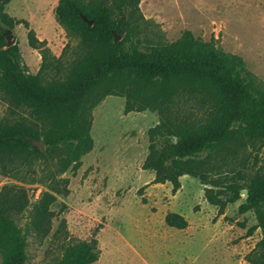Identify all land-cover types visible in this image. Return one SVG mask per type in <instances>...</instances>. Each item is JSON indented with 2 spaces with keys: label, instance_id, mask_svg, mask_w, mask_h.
<instances>
[{
  "label": "trees",
  "instance_id": "1",
  "mask_svg": "<svg viewBox=\"0 0 264 264\" xmlns=\"http://www.w3.org/2000/svg\"><path fill=\"white\" fill-rule=\"evenodd\" d=\"M10 1L0 0V100L12 115H25L0 122V176L42 184L46 191L31 203L22 185L0 189V264H27L28 239L42 242L56 218L52 241L61 253L52 264L99 259L95 232L90 240L69 236L62 218L66 205L58 198L69 195V181L62 175L75 172L93 148L91 111L112 95L125 99L126 113L150 110L159 116L148 131L143 163L154 173L151 184L169 183L174 195L182 176L196 178L218 216L247 191L238 214L254 213L256 224L248 233L259 229L261 239L244 259L264 264V173L248 172L247 153L264 146V85L242 58L224 52L214 38L206 42L188 30L166 42L143 17L140 0H58L54 19L69 42L57 58L26 20L5 12ZM18 25L28 30V46L41 57L35 75L17 43L6 48V29ZM71 42L75 45L67 58ZM191 100L203 110L197 121L179 109ZM164 222L177 230L187 227L176 213H167Z\"/></svg>",
  "mask_w": 264,
  "mask_h": 264
},
{
  "label": "rangeland",
  "instance_id": "2",
  "mask_svg": "<svg viewBox=\"0 0 264 264\" xmlns=\"http://www.w3.org/2000/svg\"><path fill=\"white\" fill-rule=\"evenodd\" d=\"M57 1L11 0L4 9L10 17L26 20L58 58L69 40L54 19ZM139 7L151 29L155 25L166 42L176 41L186 30L206 42L214 38L224 52L242 58L258 84L264 85V0H140ZM27 32L18 25L6 29V36L18 44L23 63L35 75L41 57L28 46ZM74 45L71 42L67 58ZM179 109L191 121L203 114L192 100L182 102ZM24 115H12L0 100V122ZM90 115L93 148L75 172L62 175L69 181V195L59 197L58 204L66 205L62 218L70 237L90 240L95 232L100 254L94 264H249L244 258L260 241L261 232L256 229L249 235L256 220L252 211L238 214L242 196L218 216L217 209L204 200L205 186L196 178L182 176L174 195L169 183L151 184L154 173L143 169V163L148 131L159 123L156 112L126 113L125 99L112 95L103 98ZM255 148L247 151L248 172L264 173V146ZM12 184L29 189L31 203L46 191L42 184L0 176V189ZM53 209L58 211V206ZM169 212L181 215L187 227H168L164 218ZM59 220L52 221V231L42 242L28 239L27 264H52L60 255L52 241ZM24 223L25 219L19 220L20 226Z\"/></svg>",
  "mask_w": 264,
  "mask_h": 264
},
{
  "label": "water",
  "instance_id": "3",
  "mask_svg": "<svg viewBox=\"0 0 264 264\" xmlns=\"http://www.w3.org/2000/svg\"><path fill=\"white\" fill-rule=\"evenodd\" d=\"M115 40H116V41H119V38L116 37ZM14 44H15V40H14V39H11L10 36H7V38H6V48L11 47V46H13ZM174 142H175V141H174ZM35 144H36V146H38L39 148H43V143H42V142H36ZM241 195H242L243 199H246V198H247V191H246V190H242V191H241Z\"/></svg>",
  "mask_w": 264,
  "mask_h": 264
},
{
  "label": "crops",
  "instance_id": "4",
  "mask_svg": "<svg viewBox=\"0 0 264 264\" xmlns=\"http://www.w3.org/2000/svg\"><path fill=\"white\" fill-rule=\"evenodd\" d=\"M42 41V40H41Z\"/></svg>",
  "mask_w": 264,
  "mask_h": 264
}]
</instances>
